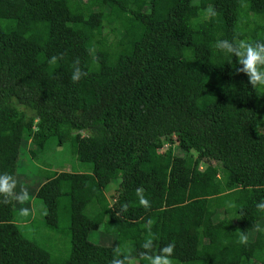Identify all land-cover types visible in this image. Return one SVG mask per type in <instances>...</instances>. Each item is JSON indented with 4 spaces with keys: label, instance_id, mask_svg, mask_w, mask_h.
<instances>
[{
    "label": "trees",
    "instance_id": "trees-1",
    "mask_svg": "<svg viewBox=\"0 0 264 264\" xmlns=\"http://www.w3.org/2000/svg\"><path fill=\"white\" fill-rule=\"evenodd\" d=\"M223 39L264 42V0H0V173L25 148L90 164L43 171L45 232L0 196V264H148L168 243L171 264H264V89Z\"/></svg>",
    "mask_w": 264,
    "mask_h": 264
},
{
    "label": "clouds",
    "instance_id": "clouds-1",
    "mask_svg": "<svg viewBox=\"0 0 264 264\" xmlns=\"http://www.w3.org/2000/svg\"><path fill=\"white\" fill-rule=\"evenodd\" d=\"M214 47L218 52L225 56H232L236 59L237 73H243L247 77L248 83L253 88L264 89V42L259 41H247L240 39L238 41H229L227 39L217 40L214 43ZM82 75L80 69L77 67L72 73L71 79L73 81L79 79ZM16 186V180L12 178L11 174L0 173V196H3L5 200L9 198L14 199L16 202L23 203L29 199L28 192L26 190H21L18 193H14ZM139 191V190H138ZM139 203L145 208L148 207V201L139 197ZM122 209L124 206H121ZM258 209L264 210V199L256 204ZM22 214L27 213V209H20ZM238 241L241 245L247 243V236L241 232L238 236ZM152 238L151 233L144 239L143 243L140 245L141 248L148 250L152 248ZM174 244L168 243L159 249L158 254L149 255L147 253H141L144 255L148 261V264H171V258L173 253ZM123 251L122 247H118L116 254L119 255ZM127 257H124L126 260ZM112 264H123V260L114 259Z\"/></svg>",
    "mask_w": 264,
    "mask_h": 264
},
{
    "label": "rangeland",
    "instance_id": "rangeland-1",
    "mask_svg": "<svg viewBox=\"0 0 264 264\" xmlns=\"http://www.w3.org/2000/svg\"><path fill=\"white\" fill-rule=\"evenodd\" d=\"M46 169H57L58 173L69 171L89 172L90 164L77 161L70 155L68 150H64L63 147L60 146L56 148L47 147L42 152L35 153V156H30L26 148L19 151L15 168L16 186L13 195L23 189L28 192L29 199L23 203L16 202L12 199L14 209L13 214L16 219H22L20 209H28L31 214L36 217L34 219L35 221L33 223V227L36 229H42L44 232L46 230L44 229V224L41 219L44 207L42 200L37 195V191L45 182L43 178V171ZM54 180H56V178ZM53 193L54 192H51V194H47L46 196H53ZM100 194L104 193L100 192ZM103 199L104 198L101 196V201ZM99 231L90 232L89 240L92 241V243L95 242L97 244H102L104 243L101 242L102 239H107L106 236L103 237V234ZM95 234L100 242L95 240ZM50 241L55 244L53 245L54 250L61 249L66 251V247L60 242L68 243V240L63 239L60 233H56L54 237L51 236Z\"/></svg>",
    "mask_w": 264,
    "mask_h": 264
}]
</instances>
